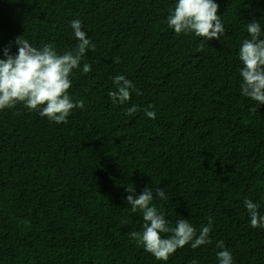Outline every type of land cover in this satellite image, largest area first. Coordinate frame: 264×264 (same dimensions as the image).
Instances as JSON below:
<instances>
[{"label":"trees","instance_id":"16d2710c","mask_svg":"<svg viewBox=\"0 0 264 264\" xmlns=\"http://www.w3.org/2000/svg\"><path fill=\"white\" fill-rule=\"evenodd\" d=\"M215 2L225 33L204 40L168 27L176 0H0V58L20 35L73 50L77 18L94 45L69 89L85 106L67 123L23 104L0 110V264H218V241L234 264H264V228L244 205L264 215V104L241 95L238 57L247 23L264 31V0ZM117 75L135 86L125 104L108 95ZM132 186L163 188L153 204L172 226L199 231L211 216V243L157 260L129 235L143 226Z\"/></svg>","mask_w":264,"mask_h":264},{"label":"clouds","instance_id":"9594fccd","mask_svg":"<svg viewBox=\"0 0 264 264\" xmlns=\"http://www.w3.org/2000/svg\"><path fill=\"white\" fill-rule=\"evenodd\" d=\"M218 10L219 4L215 0H176L167 17V24L178 35L194 34L204 40L220 39L225 33V27L217 14ZM70 27L78 43L73 50L63 54H58L51 44L34 47L21 35L15 38L16 54H10V48L7 47L2 50L4 58H0V110L23 104L29 111H38L41 117L60 124L67 123L73 109L84 108V100L74 101L69 89L72 86L73 71L80 68L82 57L94 45L82 30L80 19L72 20ZM246 31L247 38L242 40L238 53L243 65L239 72L242 78L241 95L250 98L257 105L264 104V31L258 19L248 22ZM82 71L90 72L91 65L83 64ZM112 79L115 90L108 93L112 102L127 103L131 99V92L135 91L133 82L123 75ZM148 109H153V106L148 105L144 110L145 115L155 119L156 112ZM138 110L133 105L126 109L125 115L132 116ZM125 191L128 193L126 201L131 205V212L139 211L143 218L142 231H133L129 235L157 260L167 261L178 249L189 244L192 249H196L211 243V216L207 218L208 224L199 231L184 218L176 220L172 226L153 204L154 198L167 199L163 188L158 187L155 195L149 187H145L138 196L133 186L125 187ZM244 205L250 216L251 226L264 228V215L259 212V205L249 199L244 200ZM216 247L222 249L216 253L218 264H234L232 253L223 241H218ZM191 264H197V261L193 260Z\"/></svg>","mask_w":264,"mask_h":264}]
</instances>
